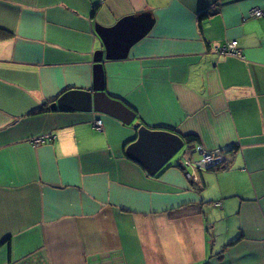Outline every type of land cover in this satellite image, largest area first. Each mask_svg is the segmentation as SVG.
I'll return each instance as SVG.
<instances>
[{"label":"crops","instance_id":"obj_1","mask_svg":"<svg viewBox=\"0 0 264 264\" xmlns=\"http://www.w3.org/2000/svg\"><path fill=\"white\" fill-rule=\"evenodd\" d=\"M257 10L264 0H0V264H264ZM143 13L155 24L127 58L104 61L106 91L135 122L198 138L154 176L125 154L132 124L39 113L94 86L97 25ZM233 40L239 56L217 52ZM198 146L236 149L226 169H183Z\"/></svg>","mask_w":264,"mask_h":264},{"label":"water","instance_id":"obj_2","mask_svg":"<svg viewBox=\"0 0 264 264\" xmlns=\"http://www.w3.org/2000/svg\"><path fill=\"white\" fill-rule=\"evenodd\" d=\"M154 24L152 14L143 13L125 16L111 27L97 25V34L104 48L95 54L94 86L90 89H69L50 105L53 111H96L113 116L126 125L132 124L137 134L125 147V154L151 176L165 167L182 147L191 146L185 140L186 135L164 128H150L140 121L135 122L136 111L106 91L104 61L127 58L132 46L144 38ZM180 164L183 169L188 166L184 162Z\"/></svg>","mask_w":264,"mask_h":264},{"label":"built area","instance_id":"obj_3","mask_svg":"<svg viewBox=\"0 0 264 264\" xmlns=\"http://www.w3.org/2000/svg\"><path fill=\"white\" fill-rule=\"evenodd\" d=\"M252 15L260 17L264 15V12L261 10H257ZM217 52L221 55L239 56L240 51L238 49L237 40H233L231 42H228L226 45L217 48ZM93 125L99 130L103 129V121L101 119L95 120L93 122ZM50 137L51 136L47 135L41 138H37L35 139V142L37 144H40L48 140ZM196 150L201 155L200 159L198 161L187 160L186 162H184V165H189V166L194 165L195 167L200 168V169H210L211 167L224 164L225 161H227V154H225L221 150L207 151L202 146L196 147Z\"/></svg>","mask_w":264,"mask_h":264},{"label":"trees","instance_id":"obj_4","mask_svg":"<svg viewBox=\"0 0 264 264\" xmlns=\"http://www.w3.org/2000/svg\"><path fill=\"white\" fill-rule=\"evenodd\" d=\"M9 36L8 33L0 30V39L2 38H5ZM49 103H46L40 110H39V113H44V112H50L51 109H49L48 107ZM185 140L186 142L190 145V144H195L198 142V138L195 136V135H186L185 136ZM236 149V146L233 148V149H230L228 151H224L227 155L228 153L231 151L233 152L234 150ZM229 165L227 164V161H225L224 164H221V165H218V166H214V167H211L210 170H217V169H226ZM160 175V174H158ZM157 175V176H158Z\"/></svg>","mask_w":264,"mask_h":264},{"label":"rangeland","instance_id":"obj_5","mask_svg":"<svg viewBox=\"0 0 264 264\" xmlns=\"http://www.w3.org/2000/svg\"><path fill=\"white\" fill-rule=\"evenodd\" d=\"M187 151V146L185 145L184 147H182L177 154L167 163V164H173L176 161L178 162L179 159L182 157H184V153Z\"/></svg>","mask_w":264,"mask_h":264}]
</instances>
